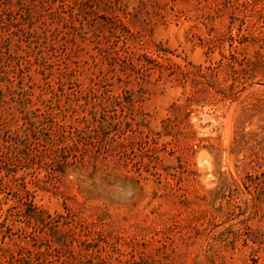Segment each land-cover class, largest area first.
I'll use <instances>...</instances> for the list:
<instances>
[{
    "label": "rangeland",
    "instance_id": "obj_1",
    "mask_svg": "<svg viewBox=\"0 0 264 264\" xmlns=\"http://www.w3.org/2000/svg\"><path fill=\"white\" fill-rule=\"evenodd\" d=\"M0 264H264V0H0Z\"/></svg>",
    "mask_w": 264,
    "mask_h": 264
}]
</instances>
